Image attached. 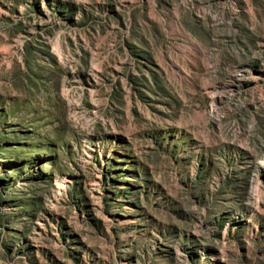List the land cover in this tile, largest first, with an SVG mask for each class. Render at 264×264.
Here are the masks:
<instances>
[{"label":"rangeland","instance_id":"374dc122","mask_svg":"<svg viewBox=\"0 0 264 264\" xmlns=\"http://www.w3.org/2000/svg\"><path fill=\"white\" fill-rule=\"evenodd\" d=\"M0 264H264V0H0Z\"/></svg>","mask_w":264,"mask_h":264}]
</instances>
